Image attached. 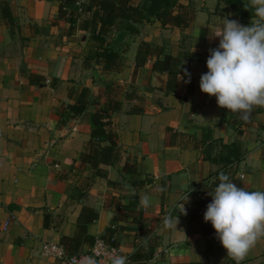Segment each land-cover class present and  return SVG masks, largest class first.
I'll list each match as a JSON object with an SVG mask.
<instances>
[{"label":"crops","instance_id":"crops-1","mask_svg":"<svg viewBox=\"0 0 264 264\" xmlns=\"http://www.w3.org/2000/svg\"><path fill=\"white\" fill-rule=\"evenodd\" d=\"M7 2L13 20L3 19L0 9V264H54L41 257V245L74 237L83 207L97 214L87 235L100 238L114 225V242L132 264H235L227 254H208L215 231L205 230L206 207L199 216L188 214L202 201L198 189L219 172L247 190H264V108H254L244 121L218 107L199 89L206 63L187 57L217 47L219 38L210 37L222 27L221 17L249 25L248 0H172L159 11L192 13L186 27L163 25L147 14L139 22L117 20L105 36L92 33L82 9L91 0ZM132 3L147 10L155 5ZM141 44L182 59L174 92H167L168 75L152 70L151 60L132 83ZM112 53L120 68L105 72L103 61ZM112 82L121 87L120 108L111 113L117 147L112 164L101 166L103 178L80 158L92 115L104 108ZM83 89L85 112L64 117ZM143 194L151 197L150 207L140 206ZM180 202L189 207L187 215L180 214ZM168 214L178 216L177 230L163 227ZM152 243L154 253L144 263L136 252L144 255ZM89 247L82 243L77 253ZM242 264H264V239Z\"/></svg>","mask_w":264,"mask_h":264},{"label":"clouds","instance_id":"clouds-1","mask_svg":"<svg viewBox=\"0 0 264 264\" xmlns=\"http://www.w3.org/2000/svg\"><path fill=\"white\" fill-rule=\"evenodd\" d=\"M251 8L249 25L221 17L222 27L211 31L210 38H219L217 47L209 49L207 72L201 74L199 89L214 96L217 106L235 113L241 120L250 119L256 107L264 108V0H248ZM195 49L193 48V51ZM186 83L191 73L185 68ZM211 202L203 214L210 222L216 238L235 264H242L250 251L264 239V190H247L233 182L228 174L219 172L215 178ZM188 201V194L183 202ZM148 194L140 197V206L150 207ZM185 203L178 205L181 215H187ZM178 216L168 214L162 224L165 229L177 230ZM84 264H98L94 257L84 258ZM107 264H130L126 255L109 253Z\"/></svg>","mask_w":264,"mask_h":264},{"label":"trees","instance_id":"trees-1","mask_svg":"<svg viewBox=\"0 0 264 264\" xmlns=\"http://www.w3.org/2000/svg\"><path fill=\"white\" fill-rule=\"evenodd\" d=\"M154 7L150 9L139 8L132 3V0H91L88 5L82 6V9L86 15L90 17V23L92 25V33H97L99 36L107 35L117 20H126L132 22H139L146 17L147 14L155 15L156 18L163 24L169 26H182L186 27L189 22L192 21V13L186 12L184 14H172L168 11L160 12L159 9L164 6L168 10L172 0H154ZM0 9L2 18H7L12 21V16L9 11L7 0H2L0 3ZM61 14V10H60ZM128 30L136 32L137 30L129 26ZM209 56V51L205 52H190L188 61H203L206 63V59ZM147 60L152 61V70L157 72L166 73L168 75V81L166 85L167 92H174L179 75L178 64L181 58H173L172 56L165 54L164 49L160 46L153 44H141L135 58V65L132 72V83L135 80L138 69L145 65ZM103 70L105 72L116 71L120 68V58L112 53L103 61ZM120 94L121 87L118 83L112 82L110 86H107L105 91L106 102L104 108L96 111L92 115L93 129L90 134V139L85 145L84 152L81 155L80 161L82 164L88 165L96 176L103 178L107 177V171L101 166H109L112 164L115 158V152L117 147V133L114 122L111 117V113L117 111L120 108ZM130 97V96H128ZM87 90L83 89L80 93L77 102L74 105L68 106L64 111V117L74 118L81 115L86 110L87 105ZM100 143H107L101 146ZM218 176V175H217ZM216 176V177H217ZM233 181V180H232ZM218 180L215 179L209 186H204L198 189L197 194L205 197V200L197 201L193 205L192 209H189V216L196 217L203 213L206 205L211 202V196L208 194L214 190ZM235 182V181H233ZM238 186H241L239 182H235ZM108 185L116 186L115 183L109 182ZM119 187V186H118ZM97 214L93 209L89 207H83L77 220V233L74 237H62L61 245L70 255L77 253L79 246L82 243H87L91 246L95 239L87 235V226L96 219ZM213 228L210 222H205V230L209 231ZM112 230L107 229L100 237V239L110 242ZM154 243L150 244V247L144 250L140 255L142 249L136 252L137 258H143V262L151 258L154 253ZM140 251V252H139ZM207 252L208 254L219 253L220 255H226L225 249L221 246L219 240L216 238V234H213L207 240ZM132 263H133V258ZM145 263V262H144Z\"/></svg>","mask_w":264,"mask_h":264},{"label":"built area","instance_id":"built-area-1","mask_svg":"<svg viewBox=\"0 0 264 264\" xmlns=\"http://www.w3.org/2000/svg\"><path fill=\"white\" fill-rule=\"evenodd\" d=\"M264 146V143H263ZM201 200L205 197L199 195ZM9 220L5 223V228L7 227ZM112 231L116 229L114 225L110 227ZM114 236H111V241L106 242L100 238L95 239L94 243L85 251L78 252L74 255H70L66 250L59 244L44 243L40 248V255L43 258L54 259L56 262L54 264H84V258L91 256L94 257L98 264H107V256L109 253H119L121 255H126L132 264L131 257L124 253L120 246L115 244Z\"/></svg>","mask_w":264,"mask_h":264},{"label":"rangeland","instance_id":"rangeland-1","mask_svg":"<svg viewBox=\"0 0 264 264\" xmlns=\"http://www.w3.org/2000/svg\"><path fill=\"white\" fill-rule=\"evenodd\" d=\"M114 75H115V74H113L112 78H114Z\"/></svg>","mask_w":264,"mask_h":264}]
</instances>
